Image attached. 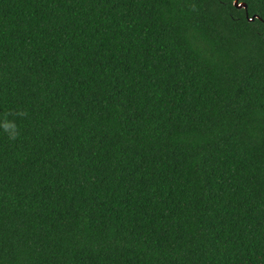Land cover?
<instances>
[{"label": "trees", "instance_id": "trees-1", "mask_svg": "<svg viewBox=\"0 0 264 264\" xmlns=\"http://www.w3.org/2000/svg\"><path fill=\"white\" fill-rule=\"evenodd\" d=\"M235 1L0 0V264H264V0Z\"/></svg>", "mask_w": 264, "mask_h": 264}, {"label": "clouds", "instance_id": "clouds-1", "mask_svg": "<svg viewBox=\"0 0 264 264\" xmlns=\"http://www.w3.org/2000/svg\"><path fill=\"white\" fill-rule=\"evenodd\" d=\"M191 10L195 11V4L190 5ZM14 117L13 119H9V117ZM28 116L27 111L17 109L14 112L9 110L4 113H0V129L3 130L4 134L10 141H16L19 139L21 131L19 125L16 123L15 117H19L21 119L26 118Z\"/></svg>", "mask_w": 264, "mask_h": 264}, {"label": "water", "instance_id": "water-1", "mask_svg": "<svg viewBox=\"0 0 264 264\" xmlns=\"http://www.w3.org/2000/svg\"><path fill=\"white\" fill-rule=\"evenodd\" d=\"M235 7L238 9V10H248V6L247 4H244V3H240V0H236L235 3H234ZM254 19L250 20V21H254Z\"/></svg>", "mask_w": 264, "mask_h": 264}]
</instances>
